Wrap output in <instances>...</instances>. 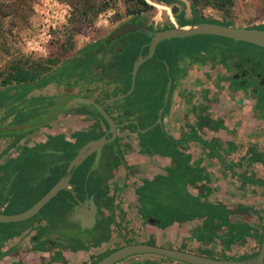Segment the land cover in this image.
<instances>
[{"label":"flooded vegetation","instance_id":"flooded-vegetation-1","mask_svg":"<svg viewBox=\"0 0 264 264\" xmlns=\"http://www.w3.org/2000/svg\"><path fill=\"white\" fill-rule=\"evenodd\" d=\"M163 1L165 2L163 8L168 13V19L166 21L162 19L156 20L154 18L151 22L150 16L145 12L133 14L128 20L113 29L107 36L95 40L86 47L88 50L93 49L97 59L90 68L93 81L86 82L83 79L78 80L81 84L79 89H82V92L75 91V87L71 84L62 89L60 87L61 80L52 78L54 72L45 74L44 78H50L48 81L38 79L37 81L29 83L31 86H35L29 93L33 98L46 99L48 103H51L48 105L51 106V109L48 111V116L41 117L34 124L45 123L35 129L46 127L57 120L65 121V131L62 132L63 143L59 151L60 159L56 160L57 155L55 153L57 151L50 149L49 142L40 144L42 145L40 147L23 145L21 148L16 149V151H13V148L8 150V147L0 145V152H6L9 155V158L4 160L7 161L6 164L0 166V177L7 181L6 189L8 191L13 190L14 193L9 199L0 197V208L3 209L4 213H7L16 204L27 205L29 203V197L33 191L31 188H36L38 182L33 185L34 187L32 186L29 189H26L22 184L24 181H29L40 176L41 172L34 165L35 162L45 164L46 168L50 166L48 168L49 171L45 173V177L49 178L54 173L53 171L57 169H63L64 176L67 174V167L70 161L78 155L84 146L88 143L102 140L103 138H105L104 142L88 148V155L92 154L74 171L72 182L78 184L77 189L82 190L86 194L84 201L87 200L89 202L91 198H94L97 204L100 201L95 195V190L101 187L106 194V202L98 206L97 224L92 229L83 230L80 223L69 221L68 218L70 213L73 212V208L62 217L58 215L60 218L64 217L63 220H58L57 218L59 217L56 216L54 218L44 219L39 224H34V228H30L25 236L26 243L21 242L20 244L18 243L12 246L11 250L13 249V251L9 255H6L7 257H12L2 264H33L35 257L38 256L37 253H40L39 256L45 255L44 260L47 259V253L49 254L48 259L54 255L58 256L56 257L57 261H52L48 264L62 263L64 261L63 264H67L68 256H73L74 260H78L80 255L78 256L77 254L81 253V250H73L74 247H80L78 245L79 243L84 242L83 236L85 232L83 231L94 230L98 226H102L105 230L106 227H110L111 232L116 231L117 228L123 230V227L127 226V222L124 220L126 213L132 216L133 220L141 223V227H147L146 225L151 224L150 219L152 217L143 212L141 198H139L138 194H135L136 203L130 204L126 213H123L122 209L116 207V201L113 196L116 197L120 193V188L123 187L120 184L121 180L126 182L132 178L133 181L138 183V186H141L147 179L156 180L158 178L160 171L158 167L161 165L162 158L158 156L159 152H156V143L152 141V145L148 150H141V145H143L141 142L142 136L158 126L170 136L171 134H175L174 132H178L174 130V124L181 119L193 117L197 119V125L192 126L190 131L189 129H183L180 132L182 135L200 132L204 126L211 129H218L219 131L223 129L232 134L233 132L239 135L241 134L243 140H248L247 145L249 146L245 153L238 159L252 160V162H259V159H263L264 63L262 62L252 61L251 59L242 57L239 53H232L226 50L216 51L215 55L203 56L200 59L188 58L187 56H181L180 53L176 54L174 47L164 46L168 41L180 39L163 41L157 46L156 54L152 59L158 58L163 65L167 66L166 77L168 82L172 79V89L168 104L165 107V94H162L164 98L161 102H158L154 95L140 96L142 99L139 101L136 100L137 96H135L133 98L134 102L132 103L139 105L135 109H133L131 103H126L125 100L129 97L131 98L135 93L139 71L143 65L138 71L132 93L129 94L133 86V68L130 72L131 84L123 91L121 85L116 80L119 77L116 76L114 71L111 73V69H109V67L112 68V65H114L112 62L115 60V57L113 58L115 49L121 46L122 39L128 35L126 34L118 39L110 40L111 35L117 28L126 23H139L147 26L151 30V35L142 32L146 35V40L143 42L140 50V54L147 56L149 54V44L157 32L177 26L183 27L200 23H213L210 21V18L197 12L190 0ZM174 6L175 8L179 7L178 11H175ZM194 15L203 19V21H191ZM219 22L221 23L215 24L233 26L230 22ZM248 28L264 30V23ZM121 50L120 48L119 52ZM170 58L171 62L169 61ZM39 82H41L40 86H38ZM52 84H57V88L50 94H42L43 89ZM126 94L129 95L117 100L118 97ZM77 97L94 99L96 104L101 106L113 118L117 125V136L114 141L108 142L113 138V134L110 132L111 125L105 119L103 112L99 110L98 106L94 104L72 106V103H74L73 100ZM176 97H179L177 101ZM174 105H176V109ZM183 106L188 107L189 111L183 113L181 111ZM163 108H165L162 113L163 125L158 124L154 126ZM57 110L63 111L57 118L46 122L47 118ZM154 116H156L155 121L146 124ZM84 124L86 125L83 126ZM7 126L12 125H4V121H0V127ZM145 130L148 131L144 132ZM174 137L176 136L174 135ZM244 143L247 142L241 144ZM132 146L136 147V150H134L140 156L137 164L140 172L131 169L130 162L128 161L129 155L133 153L134 147L132 148ZM238 148L241 149L244 147H240L238 144ZM153 151L155 153H152ZM225 151L229 152V154L234 152L230 146L225 147ZM187 153L193 159L200 157L194 148L191 147H188ZM222 156H224L228 163L229 160L225 153H222ZM147 160L151 164H147ZM50 161L52 162L51 164H49ZM116 181L119 183V189L113 195L111 187L112 183ZM218 203L220 202L218 201ZM32 206L33 204L27 209ZM86 210H88L89 214L91 213L89 209ZM137 211H139V214ZM63 221H67L72 229L69 227L65 228ZM217 225H219V222L210 224L209 226V231L214 237L224 233L227 229L226 225H224L226 229L224 226L220 227ZM169 226V229L173 230L176 224L171 223ZM197 226L191 225L186 229L187 231H193ZM128 230L129 232L131 231L130 228ZM113 240L116 241L113 234L110 233L108 238L103 239L99 244L88 246L92 248V254H99V256H94L95 260H99L109 254V250L113 248L107 249L106 245L109 241L113 242ZM139 242L137 236L128 239V243ZM219 243V240L216 242L211 241L208 245H213V248H219ZM126 244L124 243V245ZM86 245L90 244H85L84 246ZM233 245L235 246L236 243ZM259 248L260 244L258 242L257 251ZM210 257L226 258V255L222 254L218 257ZM245 257L251 258L253 256L248 255Z\"/></svg>","mask_w":264,"mask_h":264},{"label":"rangeland","instance_id":"rangeland-1","mask_svg":"<svg viewBox=\"0 0 264 264\" xmlns=\"http://www.w3.org/2000/svg\"><path fill=\"white\" fill-rule=\"evenodd\" d=\"M146 1L153 7V9L145 12L150 16L151 22L154 18L156 20L162 19L163 21L168 19V13L163 8L165 6L163 0ZM193 1L195 3L194 7L199 14L211 19L230 22L233 26L250 27L264 23V0H233L232 4H227L222 8L219 7L221 4L216 0ZM26 9L27 17L25 19L19 17H0V81L6 80L9 74L13 72V68L18 65L30 69H39V72L42 74L54 72L52 78L61 80L60 87L62 89L71 84L75 87V91L82 92L83 90L79 89L81 84L78 80L93 81L90 68L97 59L93 49H84L95 40L107 36L119 24L128 20L131 17L130 12L132 8L130 9L123 1H120L114 7L101 13L93 22L86 20L73 22L72 7L61 0L27 1ZM193 17L191 19L193 22L203 21L198 16L194 15ZM122 40L121 46H118L114 51L113 58L115 57V60L112 62L114 65H112V68L109 67V69H111V73L114 71L116 76L119 77H116V80L124 91L131 84L130 72L138 59L137 57L140 54L143 42L146 40V35L137 31L128 34ZM164 46H172L176 49V54L180 53L181 56H187L188 58L200 59L203 56L215 55L216 51L226 50L232 53H239L242 57L251 59L252 61L264 63L263 47L247 42L234 41L221 36L197 35L185 39L168 41ZM120 48L123 51L119 52ZM169 61L171 62V58ZM116 68L119 71L115 70ZM166 69L167 66L163 65L158 58L145 62L139 71L135 93L131 98L129 97L125 100L126 103H131L133 109H135L139 107V105L132 103L135 96H137L136 100L139 101L142 99L140 96L150 95L156 96V100L161 102L168 84ZM56 85L47 86L43 89L42 94L52 93L57 88ZM33 87L35 86L25 83L17 84L15 81L12 85L8 84L6 87H0L1 122L13 120L14 124L12 126L34 124L41 117L48 116V111L51 109V106L48 105L51 103H48L46 99L33 98L29 94L33 90ZM178 99L179 97H176V101ZM174 106L176 109V105ZM181 111L185 113L189 111V108L183 106ZM155 117L150 118L151 120L146 122V124L155 121ZM195 125H197L196 118H185L173 125L174 130L178 132L171 134L170 138L160 126L142 136L141 142L143 145L141 147L148 150L153 141V143H156L155 148L156 152H159V157H168L169 160L179 163L178 167L173 165L172 167L161 169L156 180H145L146 185L138 190L143 212L151 215L152 219L160 220L158 227L161 229L175 222H199L200 220H206L205 224L212 225L218 221H224L226 218V215H223V212L226 211L225 206L217 204L212 197L207 198L196 195L193 187L201 179L207 178L205 173L206 168L200 167V162L193 165L191 162L194 159L187 153L188 145H186V142L175 140L174 135L183 139L184 135L180 132L183 129H189L190 131L191 127ZM33 130L35 128H29L24 131L0 132V136L8 138L7 141L10 137H15L14 140L7 142L6 147H8V150L13 148V151H16V149L21 148L23 145L40 147L42 145L30 139L24 140V144L20 143L24 136ZM192 135L200 137L210 144L223 146V152L227 159L233 162L243 152L245 153L249 146L247 145L248 140H243L241 134L228 133V131L223 129L219 131L218 129L204 127L200 132L191 133ZM50 138L52 142L63 143L62 133L57 138ZM230 139L244 148L229 154V152L225 151V143ZM243 142L247 143L241 144ZM194 147H196L195 152L200 156L207 154L200 143L196 142ZM8 158L9 155L6 152H0V162ZM57 159H60L59 155L56 156ZM44 173L40 174L38 181L41 180L40 182L45 183L38 184L36 188H31L34 185L36 177L27 181L25 188L33 189L29 197V203L27 205L16 204L7 213L24 212L25 209L44 196L46 190L53 184V181L48 177H44ZM6 182L5 179L0 177V197L9 199L14 193L13 190L8 191L6 189ZM66 195V192L61 193L33 219L16 223H0V247L7 243L22 240L29 229L34 228V224L51 215V211L54 208L62 205L61 203ZM214 197L216 198V195ZM63 218L57 219L63 220ZM63 225L65 228H71L67 221H63ZM124 231L127 236H133L127 228ZM83 232H85L83 236L84 242L79 243V246H84L85 244H90L88 246L92 244L97 245L103 239L108 238L111 230L110 227H106L105 230L102 226H98L94 230ZM120 235H116L118 240L115 241V245L118 247L124 244L121 241ZM139 241L145 240L140 238ZM157 241L156 238H151L145 242L159 245V241ZM86 256L84 257L83 253L80 254L81 258H86ZM77 262L75 260L73 263L79 264ZM2 263L0 261V264Z\"/></svg>","mask_w":264,"mask_h":264},{"label":"water","instance_id":"water-1","mask_svg":"<svg viewBox=\"0 0 264 264\" xmlns=\"http://www.w3.org/2000/svg\"><path fill=\"white\" fill-rule=\"evenodd\" d=\"M136 31H141L146 34L151 35V30L142 24L139 23H126L119 28H117L113 34L111 35L110 40H115L118 39L119 37H122L126 34L133 33ZM197 35H214V36H221V37H226L230 38L236 41H242V42H248L254 45H258L261 47H264V30L260 29H254V28H248V27H237V26H226V25H220V24H215V23H200V24H193V25H187L183 27H175V28H170L167 30H163L160 32H157L155 36L153 37L152 41L149 44V54L147 56H143V54H140L136 62L134 63L133 67V86L132 90L129 94L132 93L135 87L136 83V78L138 71L140 67L150 59H152L155 54H156V49L157 46L162 43L163 41L171 40V39H184L192 36H197ZM171 89H172V79L169 80L168 85H167V91L165 93V107L168 104L170 95H171ZM123 95L121 97H118L117 100L123 99L127 97V95ZM74 103H72V106H79L82 104H94L97 105L99 110L103 112V115L105 119L109 122L111 125V133L113 134V138L109 140L108 142H112L116 139L117 136V125L115 124L113 118L107 114L103 110L101 106L96 104L94 99L90 98H84V97H77L73 100ZM165 108L161 110L160 116L157 120V122L154 124L156 125H163V119H162V113ZM63 110H57L55 111L51 116H49L46 120V122H49L55 118H57ZM43 123L39 124H26V125H14V126H7V127H0V132H8V131H24L29 128H36ZM148 130H145L144 132H147ZM59 135L53 137L57 138ZM197 136H191V134H186L184 135L183 139H180V141H185L188 144L190 143H200L202 147L206 150V153L204 156H200L198 159L195 160V164H193L192 161L191 163L193 165H196L197 162H200V167H203L201 165L202 160L204 158L209 157V158H216L219 162L224 164L225 166H228L230 169L235 171L232 166L227 164V161L225 160L224 156V162L221 161L217 156H214L212 152L207 149L201 141L198 139H195ZM200 138V137H199ZM50 139V138H49ZM52 139H50V143ZM177 140V139H176ZM105 141V138L102 140H99L94 143H88L86 146H84L78 153V155L72 159L67 167V174L63 176V169L62 170H55L49 176V179L51 181H55L53 183L52 187L44 194L43 197H41L39 200H37L32 207L29 209L25 210L24 212L16 213V214H9V213H4L3 209L0 208V223H16V222H21V221H26L35 218L38 214H40L53 199L61 195V193L66 192V196L64 197L62 201V205L59 207L54 208L52 210L51 215L46 216L52 218L53 216H60L62 217L66 212H69L72 208L74 209L72 213H70L69 216V221L70 222H75V223H80L81 227L83 230L86 229H92L95 227L97 224V208L101 204H105L106 202V194L103 192V189L97 188L95 190V195L98 197V200L100 201L98 204L95 202L94 198H91L90 201L88 202L87 200L84 201V198L86 194L82 190H78L77 186L78 184L73 183V173L74 171L79 168L85 161L86 159L92 154L87 153V150L91 146H95L96 144L102 143ZM179 141V140H178ZM205 141V140H204ZM228 142V143H227ZM225 143V147L230 146L231 149L234 147V141L231 139L228 140ZM49 143V144H50ZM227 144V145H226ZM51 147H58L59 145H62L60 142H52ZM191 145V144H190ZM214 146L222 155L224 153V147L221 145H216V144H211ZM238 145V143H237ZM103 146V145H102ZM188 147H191L188 145ZM221 148V149H220ZM145 148L141 147V150L143 151ZM149 149V148H148ZM146 150V149H145ZM94 152V151H93ZM152 153H155L153 151ZM158 154V153H157ZM159 156V154H158ZM260 160V159H259ZM261 161V160H260ZM262 164H264V158L262 160ZM172 167L173 165L178 167L179 163L173 162L170 164ZM204 168V167H203ZM159 170L163 169L161 165L158 167ZM229 169V170H230ZM205 173L207 175V178L201 179L197 184L194 185L193 189L195 190V193L197 196H205V197H212L216 199L215 201L217 204L223 205L226 207V211L223 212V215H226L224 221L222 220L219 222V225L217 226H227V229L224 233H221L219 235H216V237L212 238V234L209 231V224H205L206 220H200L199 222L195 221H184V222H175V224L179 227H185L186 224H194V223H200L202 224V229L198 231H193V239L197 240L201 244L208 245L211 241H217L219 240V247L220 251H222V254L226 255V258H213L210 256H205L202 254H197L193 253L190 251H185V250H180V249H175V248H169L165 246H160L158 244H150L148 242H145L147 239L151 238H156L155 235H153L148 227L153 226L159 229L160 231L166 233L167 229H169L170 226L166 228H160L158 227V219H150L151 224L146 225L147 227H141V223H138L137 221H134V224L132 228L125 226L123 227L124 229L127 228V230L130 228L131 231L129 233L133 234V236L128 237L127 234H125L124 229L120 230L117 228L116 231H112L111 233L114 236V233L116 234H121V240L124 243H127L124 246H118L115 245V241H109L106 245V248L110 249L113 248L112 250H109V254L105 255L99 260H95L94 256H99L98 253L92 254V248H89L88 245L86 246H80L79 248H75L73 251H80L83 253L84 257L85 255L86 258H79L77 263L79 264H119L120 262L133 257V256H138V255H145V256H151L152 258H158L163 257L166 260L170 261H178L182 262L184 264H264V232L259 239V244L260 248L257 251V246L254 247L250 243L247 244V240L249 237H254L256 235V223L257 221L260 220L261 218V212L264 210V204H255V205H244V204H231L230 202H226L224 200H221L220 195L221 192L218 188L216 179L212 177L211 173L205 169ZM216 178H218V174L215 172L214 174ZM250 178L248 176H245V178ZM244 178V176H243ZM244 178V179H245ZM154 180V179H153ZM151 180V181H153ZM246 180V179H245ZM248 182V180H246ZM250 183V182H248ZM145 184V183H144ZM142 184L141 186H138V183H136V186L134 187V193L138 194V190L142 189L145 185ZM254 185H258L255 183H251ZM216 195V198L214 197ZM118 196V195H117ZM116 196V197H117ZM116 197L113 196V198ZM140 198V196H139ZM220 199V200H219ZM139 201V200H138ZM218 201L220 203H218ZM91 211L89 214L88 210ZM129 208V207H128ZM139 214V211H137ZM58 216V217H59ZM125 216V215H124ZM238 216H242L243 221L239 222L237 221ZM59 217V218H60ZM132 217V216H131ZM219 217V216H218ZM123 219V218H122ZM44 220V219H43ZM41 220V221H43ZM157 223V224H155ZM39 224V222L37 223ZM129 231V230H128ZM27 234V233H26ZM137 236V238L140 240V238L144 239L145 241H140L139 243H128V239H131L132 237ZM26 243L25 237L22 238L20 241H14L12 243H7L6 245L0 247V261L5 262L12 256H6L9 255L13 249L11 250L12 246L15 244H20V243ZM236 245L234 246L233 244ZM77 247V246H76ZM23 249V248H22ZM94 250V249H93ZM22 251V250H21ZM77 254L78 256L81 254ZM40 253H37L38 256L35 257V260L33 263L39 264H48L49 262L52 261H57L56 255L48 259V253L46 254L47 259L44 260L45 255H40ZM252 255L253 257L247 258L245 256ZM7 257V258H5ZM14 257V256H13ZM93 259V260H92ZM64 261V260H63ZM65 262V261H64ZM64 262L56 263V264H63ZM75 260L73 259V256H68L67 257V264H74ZM15 264H21V263H15Z\"/></svg>","mask_w":264,"mask_h":264},{"label":"crops","instance_id":"crops-1","mask_svg":"<svg viewBox=\"0 0 264 264\" xmlns=\"http://www.w3.org/2000/svg\"><path fill=\"white\" fill-rule=\"evenodd\" d=\"M14 124L13 120H8L4 121V125H12ZM84 124L83 126H85ZM75 126V125H74ZM82 126V125H80ZM63 131H65V121L64 120H57L52 122L46 127L35 129L26 136H24L23 140L20 142L21 144H24V140H33L34 142H37V144H45L46 142L50 143V137H55L57 135H60ZM50 136V137H49ZM176 139L180 140L179 136L175 137ZM8 138H5L3 136H0V145H7L8 141H12L15 139V137H10L9 140L7 141ZM191 144V145H190ZM188 144L191 146V148L196 149L194 145L196 143H190ZM234 147H232L233 151H238V145L236 143L233 144ZM134 146H132L133 148ZM52 151H57L55 154L59 155L60 150H61V145L58 147H51L50 148ZM136 147L133 148V153L129 155L128 161L130 162L131 169L135 170L136 172H140V169L138 168V159L139 155L136 153ZM205 150V149H203ZM206 152V150H205ZM204 152V153H205ZM244 153V152H243ZM203 156V155H201ZM264 158V157H263ZM149 159V158H148ZM195 160L192 162L195 164ZM261 160V161H260ZM259 162L253 161L252 160L248 161L245 159H236L234 162L230 161L227 163L229 166L231 165L232 168L235 169L233 171L230 169L228 166H225L221 162H219L216 158H209L206 157L204 160H202L201 165L206 168L212 175L213 178L216 179L218 188L221 192L220 199L230 202L231 204H244V205H255V204H264V164H262V160L260 159ZM7 161L2 160L0 162V166H3L6 164ZM52 162L50 161L49 164ZM151 164L149 160H147V164ZM172 163V160H169L168 157L162 158V162H160L162 168H167L171 166L170 164ZM36 167H38L39 172H47L49 171L48 166L46 168L45 164H41L40 162H35L34 164ZM230 169V170H229ZM215 172L218 174V178L214 175ZM40 173V174H41ZM44 173V177L46 176ZM243 176H248L254 180H259L258 185H254L251 183H248ZM36 180L34 181V184H43L45 182H40L41 180L38 181V178H35ZM45 181V180H44ZM121 186L123 185L122 188H120V193L116 197V207L118 209H122L123 213L127 211L128 207L130 204L136 203V198H135V193H134V187L136 186V182L133 181V179H129L128 181H120ZM27 181H24L22 185H26ZM49 183V180H48ZM55 183V181H53ZM51 185L46 192L52 187ZM119 183L116 181L112 183L111 187V192L113 195L116 194V190H118ZM33 192V191H32ZM45 192V193H46ZM20 212H14L11 214H16ZM68 212H66L67 214ZM261 218L259 221L256 223V235L254 237H249L247 240V244H251L252 246H257L259 239L261 238L263 232H264V210L261 212ZM242 216H238L236 219L237 221H243ZM125 222H127V226L132 228L134 221L132 217L126 213ZM196 226L198 225L195 230L193 231H198L202 229V224L200 223H194V224H186L185 227H179L175 226L173 230L167 229V232L164 233L160 231L159 229L153 226L148 227L149 231L156 236V239L159 241L160 246H165L169 248H175V249H180V250H185V251H190L193 253L197 254H202L205 256H221L222 251H220L219 248H213V245H204L198 242L197 240L193 239V231H187V227L189 226ZM116 233H114V237L116 241L118 238L116 237ZM129 237V236H128ZM122 241V240H121ZM124 241V240H123ZM157 241V242H158ZM35 260V259H34ZM119 264H184L182 262L178 261H170L166 260L163 257L158 258H152L151 256H145V255H138V256H133L130 257Z\"/></svg>","mask_w":264,"mask_h":264},{"label":"trees","instance_id":"trees-1","mask_svg":"<svg viewBox=\"0 0 264 264\" xmlns=\"http://www.w3.org/2000/svg\"><path fill=\"white\" fill-rule=\"evenodd\" d=\"M27 1H34V0H0V17L2 18H12V17H19L25 19L27 17ZM65 3H68L73 9V22H79L82 20H86L89 22H93L96 20L101 13L108 10L109 8L114 7L118 2L123 1L127 6L130 7L131 12L130 14H138L141 12H147L153 9L146 0H61ZM219 4V7H224L227 4H232L233 0H216ZM191 3L194 7V1L191 0ZM26 7V8H25ZM195 8V7H194ZM175 11H178V8L174 6ZM196 9V8H195ZM197 11V10H196ZM198 12V11H197ZM210 21L213 23H221L219 20L211 19ZM86 50V48L84 49ZM83 50V51H84ZM39 69L35 68H26L24 66H15L13 68V72L9 74V77L4 80L0 81L1 86H8L15 81L17 84H29L30 82L37 81L38 79L41 80H49L48 78H44L45 74L39 72ZM50 73V72H48ZM47 74V73H46ZM41 82L38 83L40 86ZM30 85V84H29ZM34 88V87H33ZM166 90V89H165ZM205 127V126H204ZM169 138L170 136L167 135ZM203 143V145L209 149L214 156H217L221 161H225L223 156L220 155L219 151L212 146L209 142L202 140L199 137H196ZM245 178V177H244ZM250 183L259 184V180H254L252 178H245Z\"/></svg>","mask_w":264,"mask_h":264}]
</instances>
